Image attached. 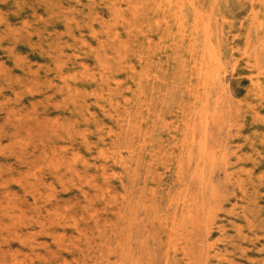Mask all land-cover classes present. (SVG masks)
I'll list each match as a JSON object with an SVG mask.
<instances>
[{
  "label": "rangeland",
  "instance_id": "374dc122",
  "mask_svg": "<svg viewBox=\"0 0 264 264\" xmlns=\"http://www.w3.org/2000/svg\"><path fill=\"white\" fill-rule=\"evenodd\" d=\"M0 264H264V0H0Z\"/></svg>",
  "mask_w": 264,
  "mask_h": 264
},
{
  "label": "bare ground",
  "instance_id": "6f19581e",
  "mask_svg": "<svg viewBox=\"0 0 264 264\" xmlns=\"http://www.w3.org/2000/svg\"><path fill=\"white\" fill-rule=\"evenodd\" d=\"M150 3V2H149ZM154 12V11H152ZM149 13V12H148ZM169 21V20H168ZM175 24V23H174ZM211 24V23H210ZM161 27V26H160ZM138 34V33H137ZM208 36V35H207ZM215 36V35H214ZM170 51V50H169ZM205 52V51H204ZM207 52V51H206ZM213 56V55H212ZM263 59V58H262ZM134 60V59H133ZM156 60V59H155ZM181 72V71H180ZM166 81V80H165ZM210 81V80H209ZM254 88V87H253ZM127 94V93H126ZM198 103V102H197Z\"/></svg>",
  "mask_w": 264,
  "mask_h": 264
}]
</instances>
